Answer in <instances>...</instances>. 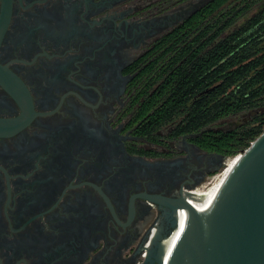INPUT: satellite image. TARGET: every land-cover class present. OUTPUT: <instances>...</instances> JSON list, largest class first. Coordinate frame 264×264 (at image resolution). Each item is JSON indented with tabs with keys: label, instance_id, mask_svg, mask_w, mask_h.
Returning <instances> with one entry per match:
<instances>
[{
	"label": "flooded vegetation",
	"instance_id": "flooded-vegetation-1",
	"mask_svg": "<svg viewBox=\"0 0 264 264\" xmlns=\"http://www.w3.org/2000/svg\"><path fill=\"white\" fill-rule=\"evenodd\" d=\"M208 1L0 0V264L157 252L174 201L226 163L198 136L240 124L187 130L197 95L173 94Z\"/></svg>",
	"mask_w": 264,
	"mask_h": 264
},
{
	"label": "trees",
	"instance_id": "trees-1",
	"mask_svg": "<svg viewBox=\"0 0 264 264\" xmlns=\"http://www.w3.org/2000/svg\"><path fill=\"white\" fill-rule=\"evenodd\" d=\"M233 1L210 0L184 20L182 63L172 77L174 95H197L188 107L187 130L197 131L226 115L248 114L246 122L228 131L207 135L204 131L197 138L212 150L221 151L223 146L227 157L246 149L264 132V0H240L237 5ZM255 4L257 10L237 24Z\"/></svg>",
	"mask_w": 264,
	"mask_h": 264
},
{
	"label": "water",
	"instance_id": "water-1",
	"mask_svg": "<svg viewBox=\"0 0 264 264\" xmlns=\"http://www.w3.org/2000/svg\"><path fill=\"white\" fill-rule=\"evenodd\" d=\"M239 154L208 214L184 196L174 201L175 213H187L181 241L164 260L162 240L176 227L175 214L172 229L154 242L157 252L152 248L142 264H264V132Z\"/></svg>",
	"mask_w": 264,
	"mask_h": 264
},
{
	"label": "bare ground",
	"instance_id": "bare-ground-1",
	"mask_svg": "<svg viewBox=\"0 0 264 264\" xmlns=\"http://www.w3.org/2000/svg\"><path fill=\"white\" fill-rule=\"evenodd\" d=\"M239 153L229 156L226 159L224 167L215 173L208 182L188 191L184 196L186 201L200 214L206 215L210 212L213 204L221 193L225 182L230 176L233 168L239 160ZM175 217L177 220L176 227L169 237L162 240L164 247V260H166L176 249L181 241L183 230L187 222V213L183 208H179Z\"/></svg>",
	"mask_w": 264,
	"mask_h": 264
},
{
	"label": "rangeland",
	"instance_id": "rangeland-1",
	"mask_svg": "<svg viewBox=\"0 0 264 264\" xmlns=\"http://www.w3.org/2000/svg\"><path fill=\"white\" fill-rule=\"evenodd\" d=\"M239 3H240V0H235V1L232 2V5H235V4L237 5ZM257 8H258L257 4L253 5L250 9L246 10L243 14H241V16L238 18L236 23L239 24L242 21H244L246 18H248L250 15H252L257 10ZM247 115L248 114H246V113H242L239 116H230V117H228L227 119H225L223 121H224L225 125L226 124L235 125V124L241 123L242 121L246 122L249 119V116H247ZM221 169H222V167H220V169L216 170V172H214V174L217 173L218 171H220ZM211 177H209L206 182H208Z\"/></svg>",
	"mask_w": 264,
	"mask_h": 264
}]
</instances>
